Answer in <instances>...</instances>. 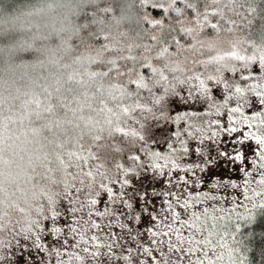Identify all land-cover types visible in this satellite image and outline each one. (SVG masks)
<instances>
[{
  "label": "snow or ice",
  "instance_id": "obj_1",
  "mask_svg": "<svg viewBox=\"0 0 264 264\" xmlns=\"http://www.w3.org/2000/svg\"><path fill=\"white\" fill-rule=\"evenodd\" d=\"M155 2L158 7L151 0H129V8L152 17L137 21V39L153 35L95 70L94 59L64 63L58 52L69 50L76 31L99 28L96 42L109 40L113 8L105 6L107 0H81L79 7L87 3L92 14L84 11L75 29L67 17L59 25L29 28L42 44L52 32L67 38L55 50H38L34 67L42 74L24 91L16 89L21 103L9 108L7 120L39 154L12 192L3 184L9 161L0 134V264H69V255L76 264H224L217 246L228 249V264H246L224 233L235 244L236 225L264 208V47L239 40L231 53L201 61L191 75L181 74L172 57L192 44L185 17L209 36L241 35L257 19L264 30V0ZM149 56L164 65L155 67ZM50 65L55 71H48ZM4 88L0 80V133ZM165 104L166 119L160 114ZM105 132L120 154L110 165L97 152ZM26 186L39 191L38 198L28 199ZM230 189H242V199L232 195L235 206L221 225L225 209L219 205ZM9 210L19 219L13 221Z\"/></svg>",
  "mask_w": 264,
  "mask_h": 264
},
{
  "label": "trees",
  "instance_id": "obj_2",
  "mask_svg": "<svg viewBox=\"0 0 264 264\" xmlns=\"http://www.w3.org/2000/svg\"><path fill=\"white\" fill-rule=\"evenodd\" d=\"M33 1L34 0H0V80L5 82L3 104L6 117L4 121L5 127L0 134L4 137L5 145L9 144L10 138L18 136L15 131V125L7 120L10 106L15 105L18 107L21 103V99L16 98V89L19 88L21 91H24L32 78L42 74L39 68L34 67L41 58L38 50L42 49L45 45L55 50L57 43L67 38V33H57L56 36L50 35L49 40L42 44L39 40L32 39L33 33L29 31V28L37 23H43V13H53L55 11L59 13V11L64 8H70L68 7V0H59V2H57L59 5L57 7L54 5L51 9H49L48 5L49 3H53L52 1L54 0H46L44 6L43 3L40 6L41 8H47V10L39 13H37L39 6H32ZM74 1L78 3L73 9H70L72 12H69L67 16L68 25L73 29L80 24L84 11H87L89 15L92 14V8L88 6L87 3L81 8L79 7L81 0H73V2ZM128 3L129 0H107L105 6L113 8V12L109 16V21L107 23L109 40L102 44L96 42L95 33L99 31V28H89L87 29V34H85V31H76L74 32V43L72 41L69 42V50L58 52V55L63 56L62 62L86 63L88 58H91L94 59L96 63L91 65L90 69L95 70L104 66L107 60L121 54L123 50L131 48L133 51H136V45L138 43H146V38L153 35V33H147L145 35L146 38L142 41L138 40L137 36L139 29L137 28V23H135L140 18L141 21H143L146 16L138 10V12L132 13V8L128 7ZM125 8H127V11H120ZM26 11L28 14L31 12L33 13L31 17L25 14ZM23 14L27 15V17L23 18ZM189 22L190 24L184 27L191 28L192 30V44L188 45L189 50L187 52H181L179 56L173 54L172 57L180 73L185 70L192 71L196 69V71H198V66L201 61L211 60L217 56H224L231 53L233 46L237 41L242 39L254 44L257 48L264 47V30L261 28L259 19L254 22L253 26L248 31H245L241 35L235 33H222L220 35L209 36L207 32H201L192 25L191 20ZM56 23L59 25V22ZM3 25H8V28L5 29ZM8 31L10 33H8ZM154 35L157 40H159L160 34L155 33ZM122 39H127V43L129 44H126L125 47H120L121 45H119L118 41ZM216 40H220L224 44H221L219 48H217L215 45L218 41ZM75 44H79V47H75ZM108 45H111L113 51L109 52L106 50ZM149 47L151 48L152 46ZM152 51L154 52V48H152ZM9 52L12 53L13 57L6 59L5 55ZM151 60H153V64L157 68L162 67L165 63L164 60ZM48 71H55V69L50 65ZM25 72L29 74V78L22 83L21 77ZM13 80H20L22 84L15 89H11L8 83ZM30 127L40 128V125L34 124ZM41 132L46 134L43 131ZM104 139H108L110 143L109 149L113 150V144L115 142L109 138L107 133L104 134ZM8 146L9 145H6L5 149L8 148ZM40 170L43 171L42 168H40ZM40 170H38L37 174L42 172ZM37 193H39V191ZM31 194L33 193L31 192ZM16 215L18 217L17 213ZM235 224L236 218L231 220L230 230ZM236 226L237 231L234 233L235 244L232 242L231 236L227 237L228 241L233 247L239 248V254L246 258V264H264V208L255 209L251 221H241Z\"/></svg>",
  "mask_w": 264,
  "mask_h": 264
},
{
  "label": "rangeland",
  "instance_id": "obj_3",
  "mask_svg": "<svg viewBox=\"0 0 264 264\" xmlns=\"http://www.w3.org/2000/svg\"><path fill=\"white\" fill-rule=\"evenodd\" d=\"M45 1L46 0H34L32 2V6H39V9H42V11H46L47 8H45V7L41 8V6H40L42 3H43V6H44ZM98 1L99 0H97V2ZM52 2H53L52 4L56 5V7L59 5L57 3V2H59V0H54ZM151 2H152V5L154 7H158L159 6L158 4H156L155 0H151ZM67 3H69L68 7H70V8H68V9L64 8L61 11H59V13H58V11H55L53 13H45V14L43 13L42 14L43 17H44L43 23L47 22V23L51 24L53 22H60L63 18L68 16L69 12H72L70 9H73L78 2H76V1L73 2V0H68ZM28 9H30V8H28ZM136 12H138L137 9L136 8H132V13H136ZM25 14H28V12L26 11ZM25 14H23V18L27 17V15H25ZM32 14L33 13L31 12L28 15L31 17ZM137 17H138V15H137ZM146 18L147 19H152L151 14L148 13ZM139 21H141V18L139 19ZM189 21H190V18L185 17L184 20H183V26L189 25L190 24ZM135 23H137V21ZM3 26H4L5 29L8 28V25H3ZM8 33H10V32L8 31ZM56 34H57V32H52L51 33V35H54V36H56ZM144 38H146V37L144 36ZM216 41H218L216 43V45H215L217 48H219V46L221 44H224L220 40H216ZM127 42H128L127 39L126 40L122 39V40L118 41L119 45H121L120 47H125L126 44H129ZM121 54H119V55H121ZM193 55H196V54H193ZM193 55H190V56H193ZM10 57H13L12 53L11 52L6 53L5 58L7 59V58H10ZM148 59H154V58L152 56H149ZM195 71H196V69H194L192 71L185 70L181 74L191 75ZM28 78H29V74L27 72L23 73V76L21 77L22 83L25 82ZM22 83H20V80L19 81L13 80V81L8 83V86H10L11 89H15V88L19 87ZM168 112H169L168 105L167 104L163 105L161 107V109H160L161 116L166 119L167 115H168ZM148 123L150 124L151 121H149ZM150 131H151V129L146 126L145 129H144L145 135H147ZM105 133H107V132H105ZM40 135L41 136L42 135H47V133L44 134V133L41 132ZM84 143H85V145H87L88 140L85 139ZM101 143H102V145H101V147H100V149L98 151V155L100 156V158H101L103 163H105L106 165H110L113 161H115V160L120 158V154L119 153L109 149L110 143H109L108 139H103ZM6 145H9V146H8V148L5 149L4 155H5V159L7 161H9V163H7L4 166L2 179H3V184H4L5 191L6 192H12V190L16 187V185L18 183H22L24 177L30 173V167L32 165H35V164L38 163L37 157H38L39 154L35 151V145L32 144V143H29L24 135H18V136L10 138L9 144H6ZM131 150H132V146L129 145L127 151H131ZM38 170H40V168H36V172L37 173H38ZM40 171H42V170H40ZM109 172H111L110 169H109ZM240 183H243V182L240 181ZM242 191H243L242 189H235V190L230 189L229 192L225 194V196L227 198V202L226 203H222L221 205H219V207H222L223 209H225L224 212L219 213V214H222V215L225 216V220L224 221H220L221 225H224V224L228 223L227 222L228 221V213H227L226 210L235 206L233 204V202H232V195H236L238 198H241ZM25 194L28 197V199H30V200L31 199H36L39 196V193L31 194L30 187H28V186L25 187ZM197 207L199 208V207H202V206H197ZM249 207H250V205H249ZM238 212L241 213V214L245 213V208L244 207H239L238 208ZM8 215L10 216V218L13 221L19 219V216L17 217L16 212L14 210H9ZM234 218H235V216H233L231 218V220H233ZM221 231H222V229H221ZM229 231L234 233V227L231 230L229 229ZM185 234H186V230H185ZM224 236H225V242L229 244V247H233L232 244L227 239V237H229L231 235H229L228 233H224ZM216 251L224 253V256H225L224 264H228V262H227L228 249H221V248H219L217 246L216 247ZM65 259L69 262V264H76L75 259L71 255L67 256ZM173 259H175V257H173ZM184 264H187V259L184 260Z\"/></svg>",
  "mask_w": 264,
  "mask_h": 264
}]
</instances>
